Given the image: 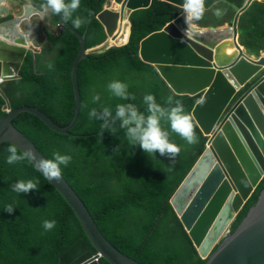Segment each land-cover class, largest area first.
I'll list each match as a JSON object with an SVG mask.
<instances>
[{
  "label": "trees",
  "instance_id": "obj_1",
  "mask_svg": "<svg viewBox=\"0 0 264 264\" xmlns=\"http://www.w3.org/2000/svg\"><path fill=\"white\" fill-rule=\"evenodd\" d=\"M112 0H80L73 16L86 18L87 23L73 28L85 37L86 50H94L106 41L104 28L96 17ZM44 0H32L37 8ZM258 2V1H255ZM171 4L153 1L146 10L131 14L125 46L89 53L80 63L77 83L81 113L68 135L51 131L38 118L21 114L13 125L23 133L46 159L53 151L72 156L61 175L85 204L105 238L122 254L141 264H206L193 247L189 236L170 206V200L186 176L204 153L208 139L194 123L196 142L189 145L169 130V140L179 147L176 154L144 153L139 146L124 141L118 122L115 132L105 129L102 120H89L87 112L99 104L114 110L116 103H134L143 111L142 96L151 93L163 105L168 95L179 99L190 115L201 100L172 93L155 68L139 58V44L151 34L161 32L181 15ZM91 13V15H89ZM54 15V14H53ZM55 27L60 25L56 15ZM53 56L29 52L21 67L18 81L3 88L12 110L22 107L37 109L55 125H70L75 113V96L71 80L73 64L80 49L79 40L63 28L57 35L45 33ZM51 63L52 68L47 65ZM111 79L128 84L131 98L121 101L112 97L105 85ZM100 93V101L92 104L90 89ZM5 101L0 98V119ZM111 122V117H108ZM193 119V118H192ZM162 127L167 128L166 121ZM9 144L0 147V264H71L86 252L96 254L74 212L60 194L29 160L6 164ZM18 151V150H17ZM118 152V153H117ZM18 153H21L18 151ZM32 179L37 189L28 193L12 192L9 185L16 180ZM264 190V180L239 213L232 225L233 233L257 203ZM12 204L11 214L4 211ZM54 220L45 231L42 221ZM99 264H108L100 260Z\"/></svg>",
  "mask_w": 264,
  "mask_h": 264
},
{
  "label": "water",
  "instance_id": "obj_2",
  "mask_svg": "<svg viewBox=\"0 0 264 264\" xmlns=\"http://www.w3.org/2000/svg\"><path fill=\"white\" fill-rule=\"evenodd\" d=\"M114 1L121 5L120 14H111L104 7L96 17L106 34L103 45L108 38L117 41L118 24L124 18L130 36L131 14L148 9L153 1L165 2L182 10V0ZM254 1L264 0H202L204 11L222 3L233 8L237 12L233 23L218 30H198L189 23L184 35L187 25L181 14L161 32L149 35L139 44L140 60L155 68L173 94L202 95L191 116L208 139L206 149L174 193L170 206L198 257L206 264H264V190L231 233L239 213L264 180V56L251 59L238 42L239 19ZM4 9L7 8H0V98L6 105L3 109L5 115L0 119V147L11 144L21 153L30 149V162L35 167L37 162L46 158L15 128L13 121L21 114H30L51 131L68 135L80 117L77 72L89 51L86 50L85 37L57 13L63 28L75 35L80 43L71 72L74 117L69 126L61 128L37 109L22 107L12 110L3 88L20 79L24 60L32 52L29 38L21 27L35 17L43 21L44 16L37 15L32 5L22 6L19 16L5 14ZM128 41L129 37L126 43L118 42L105 51L125 46ZM224 42H228L227 46L235 53L225 62H218L217 47ZM45 179L74 212L96 251L95 255L86 252L71 264H99L100 260L108 264H141L122 254L105 238L83 201L61 174L58 179ZM60 264L66 263L61 259Z\"/></svg>",
  "mask_w": 264,
  "mask_h": 264
},
{
  "label": "clouds",
  "instance_id": "obj_3",
  "mask_svg": "<svg viewBox=\"0 0 264 264\" xmlns=\"http://www.w3.org/2000/svg\"><path fill=\"white\" fill-rule=\"evenodd\" d=\"M80 0H44L36 8V14L43 17L49 10L56 15L60 14L64 21L71 20V26L78 28L82 23H87L86 18L73 16L75 10L79 7ZM182 12L185 23L187 25L184 35L187 32L189 22L199 20L203 14L204 7L202 0H182ZM91 15V13H89ZM215 15H221V10L216 9ZM49 69L52 64L47 65ZM105 88L107 92L114 98L121 101H127L131 98L128 91V84L119 79L109 80ZM100 93L95 89H90V101L97 104L100 101ZM143 111L139 110L134 103H116L114 110L109 106L98 105L100 115H97V107L89 108L87 117L91 121L95 117L96 120H102L99 124L101 135L105 129L110 133L115 132L116 128L112 125L118 122L119 129L123 130L124 141L131 146H139V148L147 154L165 153L176 154L179 147L169 140V130L178 134L187 144L191 145L196 142V135L193 130L194 123L192 116L185 111L182 102L174 99L172 95H168L163 105L157 103L155 97L151 93H145L142 96ZM108 117H111V122ZM166 121L167 128L162 127V122ZM7 155L4 157L6 164H13L21 160L32 159V152L18 153L14 145H8ZM118 153V152H117ZM72 156L53 151L51 159H42L35 167L43 176L48 179H58L61 174V166H67ZM12 192L17 194L28 193L30 190L37 189V183L32 179H18L9 185ZM13 205L6 204L4 211L11 214ZM55 221L45 219L42 221V228L47 231L54 227Z\"/></svg>",
  "mask_w": 264,
  "mask_h": 264
},
{
  "label": "rangeland",
  "instance_id": "obj_4",
  "mask_svg": "<svg viewBox=\"0 0 264 264\" xmlns=\"http://www.w3.org/2000/svg\"><path fill=\"white\" fill-rule=\"evenodd\" d=\"M5 0L4 6L6 8L19 6L22 9L24 4L31 3V0ZM117 5L114 2H108L105 5V9L111 11H119ZM9 7V8H10ZM216 9L221 10V15H215ZM237 15V12L226 4H217L209 11H203V14L199 20L190 22V25L196 29L203 30H218L231 25ZM54 15L51 11L46 13V19L41 21L35 17L30 22L22 25V30L25 35L28 36L31 42L29 49L32 52H45L47 54L46 59L52 58V47L47 42L45 33L57 35L59 29L55 27ZM126 18H124L125 20ZM124 22V21H123ZM122 23V22H121ZM128 26V22L126 19ZM128 29V28H127ZM123 29L120 31L117 41L113 39L108 40L103 48H96L89 51V53H99L104 51L105 48L116 45L118 42H122L125 38L121 37ZM126 37V36H125ZM238 42L242 47L244 53L253 60H257L264 56V1L252 2L251 5L245 10L243 15L239 19L238 23Z\"/></svg>",
  "mask_w": 264,
  "mask_h": 264
},
{
  "label": "bare ground",
  "instance_id": "obj_5",
  "mask_svg": "<svg viewBox=\"0 0 264 264\" xmlns=\"http://www.w3.org/2000/svg\"><path fill=\"white\" fill-rule=\"evenodd\" d=\"M111 2H114L117 6H119V7L116 6V7L119 9V11H111V10H108V9H105V10H107V12H109V13H111V14H120V11H121V5L118 4V3H116L114 0H112ZM189 23H190V22H189ZM191 27H192V26H191ZM127 28H128V26H127V23H126V19H125L124 22H122V23H121V21H119L118 29H117V33H116V35L118 34V36H120V31H121V29H123V34H121V37H122V38H125V40H126V38H127V34H128V29H127ZM192 28H193V27H192ZM222 29H225V28H222ZM125 36H126V37H125ZM111 39H113V38H108V40H111ZM125 40L122 41L121 44H123V43L125 42ZM228 42H229V41H228ZM228 42H224V43H222L220 46L217 47L216 58H217V61H218V62H221V61L225 62L226 59H229L230 57H232V56L234 55L235 50L227 46V45H229V44H226V43H228ZM225 44H226V45H225ZM30 46H31V42H30V40H29V47H30ZM112 46H115V45H112ZM225 46H227V48L225 49L226 52L223 53L222 51H223V48H224ZM109 47H110V46H109Z\"/></svg>",
  "mask_w": 264,
  "mask_h": 264
},
{
  "label": "crops",
  "instance_id": "obj_6",
  "mask_svg": "<svg viewBox=\"0 0 264 264\" xmlns=\"http://www.w3.org/2000/svg\"><path fill=\"white\" fill-rule=\"evenodd\" d=\"M14 2H18L17 0H13ZM4 2H5V0H0V8H4L5 6H4ZM24 5H32V0H31V3H28V4H24ZM33 6V5H32ZM228 6V5H227ZM9 7H10V5H9ZM7 8V9H4V11H5V14H12L13 16H19L21 13H22V9H21V7H19V6H16V7H14V5H11V7L10 8ZM229 8H230V6H229ZM233 9V8H232ZM49 11H51V10H49ZM48 11V12H49ZM38 18V17H37ZM46 19V14L44 15V20ZM40 20V19H39ZM42 21V20H41ZM22 28V27H21ZM226 28V27H225ZM219 29V28H218ZM199 30V29H198ZM200 30H203V29H200ZM22 32H23V30H22ZM30 40V39H29ZM34 53V52H33ZM39 53H41V52H35V54H39Z\"/></svg>",
  "mask_w": 264,
  "mask_h": 264
},
{
  "label": "built area",
  "instance_id": "obj_7",
  "mask_svg": "<svg viewBox=\"0 0 264 264\" xmlns=\"http://www.w3.org/2000/svg\"><path fill=\"white\" fill-rule=\"evenodd\" d=\"M57 28L59 29V30H61L62 29V25L60 24V25H57Z\"/></svg>",
  "mask_w": 264,
  "mask_h": 264
}]
</instances>
